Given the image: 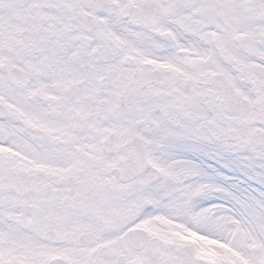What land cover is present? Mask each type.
<instances>
[{
  "label": "snow or ice",
  "instance_id": "obj_1",
  "mask_svg": "<svg viewBox=\"0 0 264 264\" xmlns=\"http://www.w3.org/2000/svg\"><path fill=\"white\" fill-rule=\"evenodd\" d=\"M0 264H264V0H0Z\"/></svg>",
  "mask_w": 264,
  "mask_h": 264
},
{
  "label": "rangeland",
  "instance_id": "obj_2",
  "mask_svg": "<svg viewBox=\"0 0 264 264\" xmlns=\"http://www.w3.org/2000/svg\"><path fill=\"white\" fill-rule=\"evenodd\" d=\"M247 178L249 181L252 180H259L260 175L258 170L252 168H240L237 167V170L234 171L233 176L230 178L232 181L235 182L236 186H240L242 182Z\"/></svg>",
  "mask_w": 264,
  "mask_h": 264
},
{
  "label": "flooded vegetation",
  "instance_id": "obj_3",
  "mask_svg": "<svg viewBox=\"0 0 264 264\" xmlns=\"http://www.w3.org/2000/svg\"><path fill=\"white\" fill-rule=\"evenodd\" d=\"M174 152H175L177 158H186L183 150L180 147H177L176 149H174Z\"/></svg>",
  "mask_w": 264,
  "mask_h": 264
}]
</instances>
